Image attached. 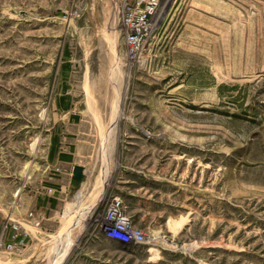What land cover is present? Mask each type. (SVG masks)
Returning a JSON list of instances; mask_svg holds the SVG:
<instances>
[{
	"label": "rangeland",
	"instance_id": "1",
	"mask_svg": "<svg viewBox=\"0 0 264 264\" xmlns=\"http://www.w3.org/2000/svg\"><path fill=\"white\" fill-rule=\"evenodd\" d=\"M155 3L0 0V264H264V0Z\"/></svg>",
	"mask_w": 264,
	"mask_h": 264
},
{
	"label": "built area",
	"instance_id": "2",
	"mask_svg": "<svg viewBox=\"0 0 264 264\" xmlns=\"http://www.w3.org/2000/svg\"><path fill=\"white\" fill-rule=\"evenodd\" d=\"M156 0H153V4L152 5H156ZM156 9V6L155 8ZM116 218H121V216H116L115 213H113V220L114 223L116 221ZM128 221V220H127ZM36 226H38L39 222H35L34 223ZM8 227V224L5 226V228ZM129 223H126V227H122L119 224L115 223V228L113 229V234H115V236H119V238L121 239V237H123L126 241H128L131 237L134 241H142L143 240V235L140 232H136V233H129ZM0 245H1V239H0ZM9 248H12V245L7 246Z\"/></svg>",
	"mask_w": 264,
	"mask_h": 264
},
{
	"label": "water",
	"instance_id": "3",
	"mask_svg": "<svg viewBox=\"0 0 264 264\" xmlns=\"http://www.w3.org/2000/svg\"><path fill=\"white\" fill-rule=\"evenodd\" d=\"M73 179L80 184L85 177V169L81 165H74L72 170Z\"/></svg>",
	"mask_w": 264,
	"mask_h": 264
},
{
	"label": "bare ground",
	"instance_id": "4",
	"mask_svg": "<svg viewBox=\"0 0 264 264\" xmlns=\"http://www.w3.org/2000/svg\"><path fill=\"white\" fill-rule=\"evenodd\" d=\"M194 1V0H193ZM256 1V0H255ZM233 3V2H232ZM242 4H243V2H242ZM233 5V4H232ZM244 5V4H243ZM246 6V5H245ZM236 7V6H235ZM212 9V8H211ZM218 10V9H217ZM239 10V9H238ZM220 12H222V11H220ZM245 12H246V10H245ZM206 13V12H205ZM241 13V12H240ZM239 13V14H240ZM223 14H225V13H223ZM250 16H251V13L249 14ZM223 16V15H222ZM240 17H242L241 15H240ZM252 17V16H251ZM244 18V17H243ZM253 20V19H252ZM232 21V20H231ZM223 22V21H222ZM228 22V21H227ZM247 22V21H246ZM250 23V22H249ZM230 24V23H229ZM232 25V24H231ZM247 25H248V23H247ZM243 26V25H242ZM253 26V25H252ZM229 27V26H228ZM231 27V26H230ZM229 32H230V30H229ZM234 32V31H233ZM233 32H232V34H233ZM247 32V31H246ZM253 33V32H252ZM230 34V33H229ZM220 35V34H219ZM241 35V34H240ZM241 36H244V35H241ZM253 36V35H252ZM240 37V36H239ZM254 37V36H253ZM241 41V40H240ZM253 41V40H252ZM239 45V44H238ZM229 48H231V46H230V44H229ZM230 51V50H229ZM240 51V50H239ZM231 55V54H230ZM239 59H240V53H239ZM242 59V58H241ZM230 60H231V58H230ZM252 60V59H251ZM249 77V76H248ZM90 109V108H89ZM92 187V186H91ZM126 223H127V220L125 219V218H118L117 219V222H116V224H119V225H121L122 227H126Z\"/></svg>",
	"mask_w": 264,
	"mask_h": 264
}]
</instances>
